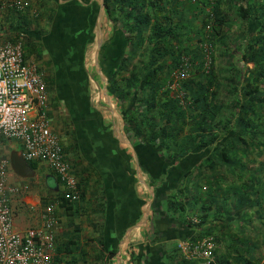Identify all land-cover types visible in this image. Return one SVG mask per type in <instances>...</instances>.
<instances>
[{
    "label": "trees",
    "instance_id": "obj_1",
    "mask_svg": "<svg viewBox=\"0 0 264 264\" xmlns=\"http://www.w3.org/2000/svg\"><path fill=\"white\" fill-rule=\"evenodd\" d=\"M104 4L105 16L114 30L113 40L118 44L108 56L105 50L112 40L103 44L101 67L109 79L108 91L118 103L125 132L141 168L156 190L152 207L155 224L149 238L153 243L166 241L167 245L164 255L157 251L149 256V264H198L185 258L173 241L188 239L192 228L199 230L194 239L211 235L217 244L215 262L228 264L227 235H233L235 227L241 239L234 234V243L240 240L252 246L256 242L253 245L256 258L252 260L247 249L243 252L237 249L242 256L240 260H247L244 257L247 256L248 264H260L264 259V224L259 225L252 218L233 224L228 220L227 206L239 207V180L249 178L247 169L250 170L251 163L261 157L264 161V0H104ZM35 7L37 26L32 27L35 38H24L25 57L49 72L45 81L55 85L56 90V84L67 78L58 70L60 66L65 67V72L67 63L85 67L88 45L95 38V18L92 27L83 24L74 28L71 20L74 13L63 12L61 23L53 29L42 26L40 21L47 18V12L51 21L57 18V6L48 8L42 0ZM7 13L28 15L29 5L22 11H0V17ZM17 27L12 22L0 31V44L23 41ZM234 27L239 34L235 40L240 39L236 44L238 51L229 40L223 42L225 34ZM51 29L53 36L47 39L46 47L42 38ZM220 42L229 64L226 87L218 82L214 65L209 71L203 60L207 52L213 54L211 46ZM48 48L52 56L46 53ZM185 58L189 65H194V73L191 72L190 79L182 78L174 90L171 86L177 80L175 74L180 70L183 75L181 66ZM249 63L253 64L251 68ZM67 75L69 81L74 77ZM200 76L202 80H196ZM80 81L85 83L87 79ZM72 91L74 95L82 92V96L88 97L87 92ZM63 92L59 90L58 94ZM69 149L65 147L66 153ZM29 164L33 170L39 166L37 161ZM90 179L81 177L79 181L80 200H84L88 189L94 188ZM252 179L255 181L256 176L252 175ZM249 189L244 184L243 198L250 194ZM251 195L255 197L254 193ZM56 199L72 224L80 210L77 204L80 200L73 201L62 192ZM44 201V205L50 202ZM157 203H162V211ZM160 226L166 228L161 231ZM246 229H252L251 233ZM56 241V249L68 258L66 264H80V260L82 264H92L85 257L89 251L78 250L75 230L65 241V247ZM103 241L98 240L101 247L105 246ZM101 252L102 249L94 250L92 261L96 253L103 260L114 257L117 251L110 250L106 255ZM136 259L140 261L142 257L137 255Z\"/></svg>",
    "mask_w": 264,
    "mask_h": 264
},
{
    "label": "crops",
    "instance_id": "obj_2",
    "mask_svg": "<svg viewBox=\"0 0 264 264\" xmlns=\"http://www.w3.org/2000/svg\"><path fill=\"white\" fill-rule=\"evenodd\" d=\"M20 1L26 2L29 5L28 15L22 13L13 16L14 14L7 13L0 17L2 19H0V24L10 26L12 22H14L16 27L20 25V27H17V30L21 32V37L23 38L21 42L24 44V38H35L32 29V27L37 26V24H35L36 16L34 15L36 11L35 6L42 0ZM43 3L45 6L48 5V8H51L52 5L57 6L59 11V15L57 14L58 17L54 20H50L48 17L49 12H47V18L44 17L40 21L42 26H47L48 28L53 26V29L58 23H61L63 12L68 11L74 13L71 17L74 28L77 26L81 27L83 24H88L92 27L95 13L100 15L102 9V0H43ZM99 20L100 18L98 16L96 27L100 26L99 28H101ZM93 27H95V25ZM53 29H51L48 34L43 35L42 39L45 41L46 47H48L47 39L53 36ZM48 52L51 54L49 49L46 53L48 54ZM87 54L88 50L85 55V67L77 68L75 66H69L67 63L66 72L65 67H59L58 70L64 73L67 78L65 81L60 80L59 83L56 84V90L55 85L53 87L49 81L46 83V90H48L50 94L49 96L47 93L49 117L51 112L54 118L53 126L55 131L61 136L65 143V147L70 148L67 152V156L72 166V174L76 178L78 184L81 177H84L86 180L91 178L89 183L94 185L93 189L87 190V194L83 198L86 204L81 206L79 212L76 214L79 215L77 219L80 224L82 220L81 215L84 216L87 214L84 216V219H86L84 225L81 227L79 223L75 222V219H73L74 224H71L69 217L63 214L70 227L66 226V219L63 222L61 217L58 216L60 225L57 239L60 247L63 248L67 245L65 241L69 239L70 235L75 230L79 237L78 250H90L89 254L85 256L88 259L94 250L101 251L102 249L101 253L105 255L110 250L115 249L117 251L114 257L109 259L105 257L103 260H101L103 257L98 258V254L96 253V258H94L95 260L93 261L96 264H149L151 263L149 256L157 251H162V255H164L166 250L163 249L167 246L165 244L166 241L153 243L154 241L151 239H148L150 242L147 240V236L148 238L153 236V225L155 223L152 217V207L156 198V190L154 189L153 191L154 185L149 179V176L141 168L140 162V168H138L135 155L137 152L133 143H129L128 136L121 129L122 127L124 128L123 117H121L122 123H120L116 118L114 107H112L109 99L107 100L109 105L108 110H104V108L99 109L100 106L98 107L92 99L90 70L88 65H86ZM55 72V70L52 71V74ZM67 74L74 77L69 81V76ZM81 78L84 80L87 79V81L82 83L80 81ZM59 90L65 92L60 95L58 94ZM72 90L87 92L88 97L85 98L82 96V92H80L78 95L79 101H77ZM66 92H68L67 95ZM97 113V120H95V115ZM107 113L112 115L111 120L110 117L106 115ZM81 124H84L82 128ZM16 151L17 147L13 148L12 153ZM120 156L122 157L119 160ZM38 163L39 166L37 170H33L31 167L33 174L30 177L42 176L41 179H44L45 184L50 190L55 191L61 186L65 193V188L59 182L58 176L45 163ZM94 167H98V170ZM90 168H94V171ZM243 168L241 164V175L244 170ZM46 169L51 172L45 174L44 170ZM247 171L249 173V178H246L247 181L243 177L239 180L241 200L239 199L238 201L241 202V204L237 209H232L231 206L228 208L227 206L228 220L232 221L233 224H238L245 223L243 221L252 218L253 220L256 219L259 225L260 222L264 224V163H260L259 160L255 163H251L250 170L247 169ZM99 173L102 175H99ZM14 175L23 177L18 175L13 167H10V181L13 184L24 185V183H21ZM252 175L256 176V180L253 182ZM113 178L115 180H113ZM244 184H247L250 188V194H246L245 198H243V194L245 193L242 192ZM25 185L29 187L28 191L24 192L21 196L13 198L11 202L14 209V225L15 229L18 231H26L40 225L41 211L44 209L40 202V197L33 191V186L31 184ZM36 189L37 187L34 190ZM147 189L150 193V200H146L143 196L145 193H143V190L146 191ZM58 193L59 192L54 195L56 198ZM253 193L255 197L251 195ZM257 194H261V196ZM231 199L232 194H230V200ZM244 202L250 203L244 205ZM145 204L147 208L142 211ZM57 207L60 209L59 205ZM60 210V212H63L62 209ZM57 215H59V213H57ZM141 218L142 220H140ZM77 227L78 230L76 229ZM165 228L166 226H160L161 231ZM235 228H232V230H234L233 235H227L228 264H248L249 257L244 256L247 260L241 261L240 259L242 256L237 252V249L242 252L247 249L253 260V258L257 256V250L253 246L256 242H253L252 246L240 240L234 243V236L240 234V232H235ZM250 230L252 229H246L248 233H251ZM191 231L188 239L175 238L173 241H176L178 244L179 241L194 239V235L199 232V230L197 231L196 228H192ZM238 236L241 239V236ZM135 237L137 241H134ZM99 238L104 240L105 246L101 247V245H99ZM137 255H140L142 260L138 261L136 259ZM53 260L55 261L54 264H66L68 258L63 253H59V250L56 249ZM82 262L83 260H80V264H82ZM198 264H201V262L198 261Z\"/></svg>",
    "mask_w": 264,
    "mask_h": 264
},
{
    "label": "built area",
    "instance_id": "obj_3",
    "mask_svg": "<svg viewBox=\"0 0 264 264\" xmlns=\"http://www.w3.org/2000/svg\"><path fill=\"white\" fill-rule=\"evenodd\" d=\"M23 1L0 0V11L24 10ZM44 71L25 57L22 42L0 44V146H18L27 162L45 163L64 185L65 195L79 201L81 194L61 136L48 115ZM11 160L0 147V264H52L60 225L57 203L41 211V223L26 231L14 225L12 199L28 191L27 185L11 184ZM179 251L189 260L214 264L215 244L205 238L179 241ZM261 264H264V260Z\"/></svg>",
    "mask_w": 264,
    "mask_h": 264
},
{
    "label": "rangeland",
    "instance_id": "obj_4",
    "mask_svg": "<svg viewBox=\"0 0 264 264\" xmlns=\"http://www.w3.org/2000/svg\"><path fill=\"white\" fill-rule=\"evenodd\" d=\"M97 16V17H96ZM94 18H95V27H93V33L95 34V38H94V40H93V42L92 43H90V45H88V48H87V50H88V54H87V59H86V65H88V68H89V70H90V76H91V83H92V99L94 100V102L98 105V107H99V109H103L104 108V110L105 109H107L108 110V107H109V105H108V103H107V100L109 99V101H111V104H112V107H114V113H115V115H116V118H117V120H119V122L120 123H122V118L121 117H123L122 116V114L120 113V111H119V108H118V103H117V101L113 98V96L112 95H110V93H109V91H108V86H109V79H108V77H107V74L104 72V70L102 69V67H101V57H102V55H103V48L102 49H100V51H101V53H100V51H99V54H98V58H97V55H96V51H97V45H98V40H99V38L101 37L100 35L101 34H103V38H104V42H103V44L104 43H107V42H109L110 40H112V43L111 44H109L108 45V48L105 50V51H107L106 52V56H108L109 55V53L111 52V48H114V47H116L117 46V42L116 41H114L113 40V38L115 37L114 35H113V28H112V26H111V24H109V22H108V20H107V18H106V16H105V11H104V13H103V15H102V17L100 18V16H99V14L98 15H96ZM98 16H99V18H100V20H99V23H100V25H101V28H99V27H96V25H97V20H98ZM1 19V18H0ZM2 20V19H1ZM2 24H0V26H1ZM7 26L6 25H2L1 27H0V31H4L5 30V28H6ZM5 34V33H4ZM238 36H239V34H238V29L236 28V27H234V29H232L231 30V32L230 33H226L225 34V39L223 40V42H226L227 40H229V42H231V44H232V47H234V49L235 50H237L236 49V47H237V42L240 40H235V38H237L238 39ZM223 42H220V43H218V45L216 46V47H213V46H211V48L213 49V54H211V53H209V52H207V54L205 55V58L203 59L204 61H205V68H210L211 69V67H212V65H214V67H215V71H216V73H217V76H218V82L220 83V85L221 86H223V87H226L227 86V67H228V63H227V61H226V59H227V56H226V54L224 53V50H223V48H222V46H221V43H223ZM103 46V45H102ZM23 47H24V44H23ZM25 49V48H24ZM49 49V48H48ZM208 49H210L209 48V46H208ZM211 50V49H210ZM238 51V50H237ZM109 52V53H108ZM111 54V53H110ZM238 54L240 55V53L238 52ZM59 55L56 53L55 55H54V58L55 59H57V57H58ZM213 56H214V58H213ZM97 58V59H96ZM96 60L98 61V66L96 65ZM198 60L200 61V59L198 58ZM30 61H32V60H30ZM35 62V61H34ZM188 58H185V60L183 61V66H181V67H183V70H182V73H183V75H181L180 73H179V71L178 72H176V77H177V80L175 81V83L171 86L172 87V89H176V88H178V84H180L181 83V79L182 78H185V79H190L191 77H192V75H191V72L193 71V73H194V65H189L188 63ZM58 65H60L59 63H58ZM241 65H243L242 64V62H241ZM253 66V64L252 63H249L248 64V67L249 68H251ZM38 68H39V66H37ZM210 69H209V71H210ZM98 70H101V72H99ZM44 75H45V79H46V76L48 77L49 76V72H47V71H44ZM182 76H184V77H182ZM202 77L203 76H200V77H198V78H196V80H202ZM106 81H108V84H106ZM241 86H242V89H244V84H243V82L241 83ZM105 88L107 89V94H108V96H109V98H107V96H106V94L104 95L103 93H105L104 92V90H105ZM222 89H224V88H222ZM243 92V91H242ZM47 93L49 94V92H48V90H47ZM49 96H50V94H49ZM48 103H49V101H48ZM48 115H49V110H48ZM107 116H109L110 117V120L112 119V115L110 114V113H107L106 114ZM50 118H51V120H52V122H54L53 120H54V118H53V116H52V114H51V112H50ZM124 120V119H123ZM124 122V121H123ZM120 125V124H119ZM125 126V125H124ZM120 128H121V125H120ZM124 132H125V128H121ZM126 133V132H125ZM126 135H127V133H126ZM128 136V135H127ZM129 138V137H128ZM129 141L132 143V141H131V139L129 138ZM65 144V143H64ZM11 147H6V145L5 144H3L2 146H0L1 147V151L4 153V155L5 156H7L9 159H10V154L12 153V150H13V148H16V146L14 147L13 145H10ZM262 158V157H261ZM261 158H259V162L261 163V162H263L264 163V161H262V159ZM12 167V166H11ZM45 171V174H47V173H49L50 172V170H44ZM11 172H12V170H11ZM13 175V174H12ZM17 179H19L20 181H21V183H24V184H31L32 186H33V191H35V194H37V196H39L40 197V202H41V204H42V206L44 207L45 205H44V203H45V201H44V199H48L50 202H54V203H57L58 204V200L56 199V196H54L57 192H62V193H64L63 192V190H62V187L61 186H59L58 188H57V190H55V191H53V190H50L48 187H47V185L45 184V181H44V179H41L42 178V176H36V177H18V176H16V175H14ZM10 180V179H9ZM149 180V179H148ZM147 180V181H148ZM35 182H36V184H35ZM10 183L11 184H13L11 181H10ZM61 183V182H60ZM62 184V183H61ZM30 185V186H31ZM62 186H64L63 184H62ZM37 187V189L36 190H34L35 188ZM154 189L155 188H153V191H154ZM145 192V193H144ZM143 196L145 197V199L146 200H150V193H149V190L147 189L146 191H144L143 190ZM59 194V193H58ZM54 196V197H53ZM48 204V203H47ZM77 204H80V207L81 206H84L85 204H86V202L84 201V200H80ZM161 204L162 203H157V206H158V209L159 210H161L162 211V207H161ZM59 205V204H58ZM57 205V206H58ZM147 205L145 204V206H144V208L142 209V211L144 210V209H146L147 207H146ZM79 207V208H80ZM56 210H57V213H59V215L58 216H60L61 217V220L64 222L65 221V217H64V211L63 212H60L61 210L60 209H58V207H56ZM153 211V210H152ZM64 214V215H63ZM87 215V214H86ZM86 215H84V216H86ZM82 216V220H81V224L79 223V220L77 219L78 217H79V215H77L76 216V218H75V222H77V223H79V225L82 227L83 225H84V222H86V219H84V216L83 215H81ZM154 216V213L152 212V217ZM142 218H143V216H142ZM142 218L140 219V220H142ZM196 221V220H195ZM197 222V221H196ZM68 222H67V219H66V224H67ZM66 226H69L68 224L66 225ZM70 227V226H69ZM137 234H139V233H137ZM139 238H141L139 235H137ZM205 238H210V239H212L213 240V242H214V244H215V249L217 250V244H216V242H215V240H214V238L210 235V236H205V237H203V238H201V239H191V240H188V241H190V242H192V243H197L198 241H200V240H203V239H205ZM148 239H150V238H148V236H147V240ZM146 240V239H145ZM134 241H137V238L135 237V239H134ZM149 242H150V240H148ZM147 241V242H148ZM135 243H138V242H135ZM170 243H168V245H169ZM90 251V250H89ZM215 251V250H214ZM216 252V251H215ZM91 254H93V253H91ZM91 254H90V256H89V262L90 263H92V264H96L95 262H93L92 260V258H91ZM184 256V255H183ZM215 258V257H214ZM54 264V263H53ZM214 264H218L217 262H215Z\"/></svg>",
    "mask_w": 264,
    "mask_h": 264
},
{
    "label": "water",
    "instance_id": "obj_5",
    "mask_svg": "<svg viewBox=\"0 0 264 264\" xmlns=\"http://www.w3.org/2000/svg\"><path fill=\"white\" fill-rule=\"evenodd\" d=\"M104 8H105V4H104V0H102V9H101L100 15H99L100 18L102 17V15L104 13ZM100 36L101 37L98 40L97 51H96L97 58H98L99 51H100V49L103 45V42H104L103 34H101ZM96 65L98 66L97 60H96ZM99 72H101V70H99ZM106 84H108V81H106ZM104 92H105L104 95L106 94L107 98H109L106 88H105ZM109 102L111 103V101H109ZM129 143L131 144L130 141H129ZM135 155H136L138 168H140L137 153ZM10 159H11V165H12L14 171L18 175L23 176V177H30L33 174V170L31 168L29 162H27L26 159L18 151L13 152L11 154Z\"/></svg>",
    "mask_w": 264,
    "mask_h": 264
},
{
    "label": "flooded vegetation",
    "instance_id": "obj_6",
    "mask_svg": "<svg viewBox=\"0 0 264 264\" xmlns=\"http://www.w3.org/2000/svg\"><path fill=\"white\" fill-rule=\"evenodd\" d=\"M34 62V61H33ZM36 64H37V66H39L38 65V62H35ZM40 67V66H39ZM40 69V68H39ZM75 96V98H76V100H78L79 101V98H78V95H74ZM86 114V113H85ZM97 115H95V120H97V117H96ZM84 126V124H81V128Z\"/></svg>",
    "mask_w": 264,
    "mask_h": 264
}]
</instances>
